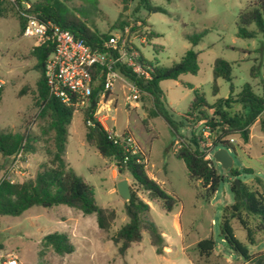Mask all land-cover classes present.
<instances>
[{"label": "rangeland", "instance_id": "rangeland-1", "mask_svg": "<svg viewBox=\"0 0 264 264\" xmlns=\"http://www.w3.org/2000/svg\"><path fill=\"white\" fill-rule=\"evenodd\" d=\"M253 3L254 0H152L151 6L163 11L148 12L142 7L136 8V1L126 9H123L120 0L67 1V5L76 10L77 16L87 19L90 29L101 34L118 35L121 32L119 22L131 25L135 20H145L159 37L150 41L146 39L144 44L134 40L133 44L148 62L155 61L159 66L168 68L178 62L187 50L197 53L198 71L195 75L182 74L176 80L159 83L165 106L175 121H182L194 92L202 95L208 104L227 98L229 83L222 79L216 80L217 95L212 94V66L217 58L232 67L233 95H237L247 83L253 86L256 94H264V35L258 34L252 39L236 36L239 13ZM126 29L129 31V26ZM200 33L203 35L196 45L185 38ZM36 44L35 38L21 35L20 22L12 3L2 2L0 77L5 85L0 93V130L29 132L38 137L34 145L36 150L25 155L24 174L16 176V182L33 178L45 161L43 142L39 139V126L43 122L38 118L36 103L35 84L39 73L34 70L35 59L29 53ZM252 66L257 68L255 78L250 77ZM126 94L123 83L115 82L106 102L107 120L103 118L102 121L117 135L128 133L133 137L146 155L150 176L175 199L171 211H167L159 201L150 203L147 214V219L162 233L169 250L165 248L163 256L156 255L148 235L144 233L141 243L133 245L120 257L109 235L97 228L94 215L84 216L58 205L50 208L34 206L20 216L0 217V254L15 256L18 264H249L230 251L220 236L223 208L233 203L230 188L234 178L214 162L223 181L214 195L206 197L201 184L189 180L183 161L175 157L174 152L179 145L175 143L167 123L156 117L145 125L146 114L141 98L127 105ZM235 108H240V105L235 104ZM207 114L211 115V112ZM200 122L185 123L179 132L189 138L191 132H198L202 126ZM84 135L82 113L75 111L68 127L64 160L77 176L93 187L95 203L116 212L111 234L127 221L125 201L118 194L117 185L123 179L128 180L129 185L130 180L126 176L114 179V165L94 147L87 145ZM204 136L207 138L208 133ZM230 140L235 147V152H230L233 168L252 169L264 179V123L257 121L250 127L248 144H244L238 136H232ZM7 164L8 161L0 156V178ZM251 179V176H240L243 182ZM231 224L235 237L247 245L251 254L264 251V238L257 236L256 244L248 246L245 232L239 224L236 221ZM54 232L68 237L74 247L71 254L59 256L41 247L42 237ZM208 238L214 241L215 250L206 260L198 256L196 245Z\"/></svg>", "mask_w": 264, "mask_h": 264}, {"label": "trees", "instance_id": "trees-1", "mask_svg": "<svg viewBox=\"0 0 264 264\" xmlns=\"http://www.w3.org/2000/svg\"><path fill=\"white\" fill-rule=\"evenodd\" d=\"M8 1L15 8L20 22L21 33L25 19L18 11L28 5L26 12L36 15L42 21H53L62 29L70 31L76 38L82 39L92 48L100 47L103 41L112 34H101L92 30L87 24V19L77 16L76 10L67 5L68 0H0ZM137 2L136 8L142 7L148 12H162L158 7L151 6L152 0H120L123 9L130 3ZM129 26L130 36H145L150 41L159 37L145 20H135L131 25L119 22L120 34ZM253 27V29H249ZM264 35V0H254V3L238 15L236 36L241 39H252L256 35ZM203 33L188 35L192 45H196ZM161 49V48H160ZM52 52L49 42L36 44L30 50V55L35 59L34 70L39 73L36 82L37 104L39 107L38 118L43 122L39 126V139L43 142L42 149L45 161L40 165L33 178L23 182L10 183L0 178V217H16L26 210L39 206L50 208L63 205L82 215H94L97 228L109 235V240L117 248V253L123 257L133 245H139L142 235L149 237V243L155 254L163 256L166 244L162 233L147 219L150 210L149 203H163L167 211H171L175 199L168 195L163 188L148 175L147 159L145 153L138 150L136 154L128 153L121 145L114 144L108 139L103 127L94 119L96 100H90L89 106L81 110L82 121L85 127L84 141L94 147L97 152L114 165L118 176H126L130 180L129 189L131 198L125 202L124 213L127 221L117 231L110 234L116 220V212L110 208L99 207L95 203L93 187L85 183L64 160L68 127L75 110L66 107L59 99L49 94L43 77V66L47 57ZM139 62L148 68L149 77L136 76L125 67L116 66L118 72L131 82L139 93L146 114L145 125L156 117L162 118L173 134L175 143L178 144L174 152L176 158L183 161L190 181L199 182L206 197H211L217 191L223 177L217 174L212 158L205 159L207 152L213 153L217 147L229 152H235L231 142L232 136H238L244 144H248L250 127L255 122L264 123V94L258 95L253 86L245 84L242 90L233 95L232 67L221 58H217L212 66L213 86L212 94L218 93L217 79L229 83V94L225 99H218L213 104H208L198 92L194 97L182 121H175L165 106L164 95L159 87L163 80H176L182 74L195 75L198 71L197 53L189 49L184 56L174 62L170 67L163 68L157 62H148L139 55ZM257 68H250V77L255 78ZM264 88V86H263ZM2 92V91H1ZM0 92V93H1ZM96 92V91H95ZM110 92L107 93V96ZM235 104L240 108L233 109ZM208 111L211 115H208ZM191 117L193 120H188ZM90 120V125H87ZM204 121L197 133L191 132L190 137L182 135L179 129L185 123ZM208 129L210 146L203 137ZM38 137L29 132H5L0 130V156L7 160L21 152L24 156L35 152ZM7 166L4 170H6ZM3 170V171H4ZM230 177L237 179L231 183L233 203L223 208L220 219V236L230 251L244 259L249 264H264V251L251 254L247 245L240 242L234 234L232 221H236L245 232L248 246L256 244V237L264 238V179L252 169L242 168L229 170ZM228 173V172H227ZM241 175L251 176L249 182L240 180ZM122 179V178H121ZM40 245L59 256L71 254L74 250L68 237L61 233H51L42 237ZM215 250V243L211 238L201 240L196 245V252L200 258L208 260Z\"/></svg>", "mask_w": 264, "mask_h": 264}, {"label": "built area", "instance_id": "built-area-1", "mask_svg": "<svg viewBox=\"0 0 264 264\" xmlns=\"http://www.w3.org/2000/svg\"><path fill=\"white\" fill-rule=\"evenodd\" d=\"M29 6L25 5L24 9ZM19 10L18 14L25 19L21 35L25 38H35L37 44L49 42L52 52L43 66V77L49 94L56 97L66 107L81 111L89 106L92 97L96 100L94 119L103 127L107 137L114 144L121 145L124 150L136 154L140 148L133 137L128 133L117 135L105 126L107 120L106 102L114 83L122 82L127 89L125 102L127 105L136 103L139 93L134 85L122 76L116 66L125 67L132 74L147 79L148 68L139 62L140 52L135 48L133 41L145 43V36H130L126 29L123 34L111 35L102 45L92 48L82 39L76 38L70 31L62 29L53 21H42L36 15ZM5 81L0 77V92ZM96 91V92H95ZM90 125V120H87ZM201 124L204 121L200 122ZM208 133L205 138V133ZM203 137L209 140V131L206 129ZM210 142V140H209ZM210 143L206 144L209 147ZM211 152H207L205 159H210ZM25 156L19 152L11 158L9 165L1 179L16 183V176L23 175ZM0 264H18L15 256L0 254Z\"/></svg>", "mask_w": 264, "mask_h": 264}, {"label": "water", "instance_id": "water-1", "mask_svg": "<svg viewBox=\"0 0 264 264\" xmlns=\"http://www.w3.org/2000/svg\"><path fill=\"white\" fill-rule=\"evenodd\" d=\"M212 160L217 163L224 171L228 172L233 168V158L230 152L224 148L217 149L212 153ZM234 183L238 186L239 182L234 179ZM117 192L125 202H128L131 198L130 189L127 180H121L117 185Z\"/></svg>", "mask_w": 264, "mask_h": 264}, {"label": "crops", "instance_id": "crops-1", "mask_svg": "<svg viewBox=\"0 0 264 264\" xmlns=\"http://www.w3.org/2000/svg\"><path fill=\"white\" fill-rule=\"evenodd\" d=\"M255 123H256V122H255ZM255 123H254V124H255ZM254 124H253V125H254ZM148 175L150 176L149 173H148ZM112 177H113L114 179H116V180H117V178L120 177V176L117 175V172H116V170H115L114 168L112 169ZM150 177H151V176H150ZM151 178H152V177H151ZM152 179H153V178H152ZM127 182H128V180H127ZM149 206H150V203H149ZM166 249L169 250V248H166Z\"/></svg>", "mask_w": 264, "mask_h": 264}]
</instances>
